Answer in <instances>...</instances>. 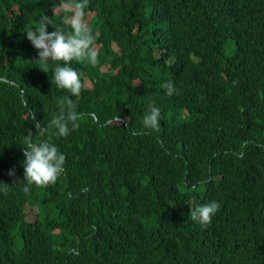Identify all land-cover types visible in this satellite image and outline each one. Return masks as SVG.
<instances>
[{
  "label": "trees",
  "instance_id": "trees-1",
  "mask_svg": "<svg viewBox=\"0 0 264 264\" xmlns=\"http://www.w3.org/2000/svg\"><path fill=\"white\" fill-rule=\"evenodd\" d=\"M57 3L0 0V264H264V0H88L99 63H69L92 84L79 97L25 35L45 14L68 31ZM63 96L82 114L67 136L49 127ZM29 131L65 164L26 193ZM212 200V222L192 221Z\"/></svg>",
  "mask_w": 264,
  "mask_h": 264
},
{
  "label": "clouds",
  "instance_id": "clouds-1",
  "mask_svg": "<svg viewBox=\"0 0 264 264\" xmlns=\"http://www.w3.org/2000/svg\"><path fill=\"white\" fill-rule=\"evenodd\" d=\"M87 6L88 0H59V3L53 5V11L65 14L64 23L68 31L55 27L51 17L45 14L39 18L36 27L29 28L25 33L28 41L37 50V61L45 66V73L48 72L50 60L63 61V66L57 64L52 71V82L75 97H79L84 85L81 74L68 66L69 63L73 60L78 63L87 61L92 66L99 63V53L95 48L97 36L86 18ZM49 25H53L55 30L49 32ZM162 87L166 89L168 95L177 92L170 80ZM57 104L59 111L53 114L49 127H54L57 135L67 136L70 131H75L79 127L82 114L77 111V104L68 96L58 98ZM142 126L153 132L159 131L160 109L154 102H149L142 118ZM37 127L40 125L37 124ZM45 131V128L40 127L41 136ZM22 151L23 180L17 183L24 185L22 188L24 192L27 193L33 184L36 186L54 184L64 172V154L47 140L34 141L32 131L24 136ZM14 174V169L8 173L10 177ZM9 187L8 184L0 182V191L7 192ZM219 209L220 204L212 200L206 204L192 206L189 215L192 221L207 226Z\"/></svg>",
  "mask_w": 264,
  "mask_h": 264
},
{
  "label": "rangeland",
  "instance_id": "rangeland-1",
  "mask_svg": "<svg viewBox=\"0 0 264 264\" xmlns=\"http://www.w3.org/2000/svg\"><path fill=\"white\" fill-rule=\"evenodd\" d=\"M224 54L225 55H229L230 54V51H229V42L227 43L226 42V46H225V48H224ZM92 84H91V81L90 80H87V79H85V81H84V87H90ZM25 212H26V216H27V218H29V219H32L33 217H34V215H35V210H34V208H32V207H30V206H26V208H25Z\"/></svg>",
  "mask_w": 264,
  "mask_h": 264
},
{
  "label": "water",
  "instance_id": "water-1",
  "mask_svg": "<svg viewBox=\"0 0 264 264\" xmlns=\"http://www.w3.org/2000/svg\"><path fill=\"white\" fill-rule=\"evenodd\" d=\"M41 128H44V125H40Z\"/></svg>",
  "mask_w": 264,
  "mask_h": 264
}]
</instances>
